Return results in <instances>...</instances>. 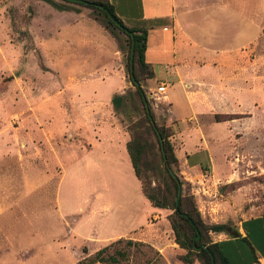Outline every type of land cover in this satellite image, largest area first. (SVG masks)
I'll use <instances>...</instances> for the list:
<instances>
[{
	"label": "rangeland",
	"instance_id": "rangeland-1",
	"mask_svg": "<svg viewBox=\"0 0 264 264\" xmlns=\"http://www.w3.org/2000/svg\"><path fill=\"white\" fill-rule=\"evenodd\" d=\"M55 1L65 10L47 0H0L1 123L6 121L10 128L6 137L17 141L21 137L26 138V132H30L28 104L32 95L41 94L43 90L50 93L51 99L41 102L37 111L40 115L50 116L48 128L55 133L56 163L53 186L49 184L31 197L25 196L28 193L20 186L23 173L19 169L21 160L17 151L20 143H14L10 153L0 154V181L11 184L7 193L18 198L0 217V264H76L82 259H86V264H107L90 262L97 251L106 246L109 248L105 256L125 253V256H120L121 264H201L197 259L193 263L182 260L187 250L176 242L170 222L171 215L176 217L175 212L171 208H156L145 197L127 148L121 147L120 152L114 155L122 158L119 164L107 160L108 154L104 153L102 145L95 154H91L98 160V165L84 160L77 162L82 150L72 148L80 144L81 139H73L70 133L74 130L67 118L70 114L78 115L79 111L71 106L69 93L62 91L61 95L58 94L59 87L68 82L65 69L59 65L60 73L52 72L54 63L61 64V59L58 62L54 60L59 49L68 44L48 37L62 33L64 26L75 19V15L82 16L90 26L88 29H92L90 34L93 37L99 39L102 29L104 35L115 40L119 62L130 81L128 37L111 25L106 15L97 8L64 0ZM257 4L261 5V0H257ZM262 12L263 24L260 23L259 11L256 25L247 27L248 36L252 39H247L245 44L241 42L244 46L238 42H214L209 55L201 49L198 54L199 58L209 63L224 56L221 50L232 49L231 63L245 59L247 65L256 56L257 66L263 71V92L254 95L248 90L242 97L247 103L246 114L241 115L246 131L234 128L235 132H229L221 125L215 133L211 131L209 117L183 122L184 131L181 134L178 125H174L179 133L176 131L172 141L181 163L179 175L184 180V194L194 196L207 224L227 223L237 228L244 219L264 214V1ZM103 38L101 45L88 41L76 46L84 58L92 56L100 60L110 56L112 50L110 43ZM249 42L252 44L249 45ZM88 64L86 69H89ZM93 76L99 77V74ZM112 82L115 87L119 84H116L117 78ZM145 84L157 123L166 124L171 112L161 102L162 93L149 89L156 85L153 81ZM129 93L123 113L117 115L126 129L129 122L139 119L142 108L132 82L123 92ZM260 97L261 114L257 120H251L249 111H254L256 106L250 100L256 98L259 101ZM211 118L217 121L215 115ZM21 126L22 134L16 132V127ZM235 126L238 129V125ZM256 128V134L250 132ZM24 151L29 152L30 149ZM58 159L65 166L59 187L62 169ZM149 177L153 186L163 182L159 173L150 172ZM20 195L23 197L19 201ZM141 226H146V232H142ZM108 232L129 233L136 239L126 237L109 243L99 242ZM214 235L217 237L216 232H211V236ZM225 236L228 237L227 234ZM128 239L136 243L128 244ZM258 239L255 234L246 240L232 239L223 244V251L231 264H245L253 255L252 246Z\"/></svg>",
	"mask_w": 264,
	"mask_h": 264
},
{
	"label": "crops",
	"instance_id": "crops-1",
	"mask_svg": "<svg viewBox=\"0 0 264 264\" xmlns=\"http://www.w3.org/2000/svg\"><path fill=\"white\" fill-rule=\"evenodd\" d=\"M110 1L126 24L144 27L149 31L146 60L153 64L155 77L145 83L153 81L156 85L149 89L155 92L165 84V90L160 91L162 93L160 99L171 112L166 120L168 126L178 125L180 133L177 132L181 134L184 131L182 129L183 122L209 117L212 121L211 131L215 133L221 125H224L229 132H233L234 128L242 132L246 131L245 121L241 115L246 114L247 103L242 97L248 90L254 95L263 92V71L257 66L256 56L247 65L245 59L238 63H231L232 49L221 50L224 56L222 55L218 61L209 63L207 60L199 58L198 54L201 49L206 55H209L214 42L220 44H231V42L242 44L241 42H243L245 44L248 42L247 39L251 40L252 36H248L247 27L256 25L259 11L260 23L263 24L264 0H261L262 8L260 4L258 6L257 0ZM68 23L67 26H64L62 33L58 32L59 34L49 36L48 39L53 37L55 42L68 44V46L64 45L63 49H59L57 58L54 60L58 62L61 59V64L54 63L52 72L55 71L54 73L59 74V65L65 69L68 82L63 87H59L58 94L61 95L62 91L69 93L71 106L76 108L77 112L79 111L78 115L70 114L67 118V122L74 130L73 133H70L73 139L82 140L72 149L82 150L80 153L82 156L77 159V162L84 160L96 166L98 160L91 154H95L102 145L104 153L108 154L107 160L112 164H119L122 158L114 155L120 152L121 147L127 148L131 136L115 114L112 98L117 93L122 94L131 82L128 81L126 71L119 62V50L111 36L104 35L103 30L100 29L101 37L99 39L93 37L90 34L92 29H88L90 26L86 24L88 22L79 15H75V19ZM103 37L110 43L112 50L110 56L102 57L100 60L92 56L84 58L76 46V44L88 41L95 45L96 43L101 45L104 41ZM249 43V45L252 44V42ZM242 45L241 49L244 48ZM217 51L220 52V50ZM245 53L243 54L244 58H246ZM88 63L90 66L89 69H86ZM93 74H99V77H94ZM114 78H117L116 84L119 82L120 86L116 85L115 87V83L112 82ZM145 83L144 87L148 88ZM43 89L41 88V90ZM50 99V93L44 92V90L41 94L32 95L28 104L31 113L29 117L30 132H26L28 133L26 138L21 137L17 141L6 137L10 128L6 125V121L1 123L0 119V124H3L0 126L2 128L0 129V154L10 153V148L18 142L21 145L17 151L21 160L19 169L21 173L23 172L20 186L24 187L28 193L25 196L33 197L40 193V190L45 186L48 187L49 184L53 186L54 183L56 163L53 138L55 133L48 128L50 116L40 115L37 111L41 102L46 103ZM250 101L256 108L252 112L249 111V118L257 120L261 114L262 97L259 98V101L256 98ZM216 114L238 116L229 120L215 121L211 117ZM235 125H238V129ZM16 129H18L16 132H20L22 126L16 127ZM250 132L256 134L258 131L256 128ZM20 133L22 134V132ZM24 149H30V151L26 152ZM58 160L62 169L58 182L59 187L65 166L61 159ZM133 171L135 173L134 167ZM9 187L11 184L0 181V217L10 210L13 201L18 200L16 195L7 193ZM21 197L23 196L20 195L19 201ZM15 198L16 200H14ZM57 202L59 207L58 199ZM148 220L151 222L150 219ZM141 228L143 232L146 226H141ZM237 229L245 240L253 234L259 237L258 241L253 243V255L246 262L257 257L258 261L255 263L264 264V214L244 219ZM216 233L217 237L213 236L215 242L224 244L234 239L228 234V237H223L226 234L224 232ZM105 236L99 242L109 243L117 239L132 237L129 233L119 232H108ZM132 238L136 239V237ZM84 240L86 239L84 238Z\"/></svg>",
	"mask_w": 264,
	"mask_h": 264
},
{
	"label": "trees",
	"instance_id": "trees-1",
	"mask_svg": "<svg viewBox=\"0 0 264 264\" xmlns=\"http://www.w3.org/2000/svg\"><path fill=\"white\" fill-rule=\"evenodd\" d=\"M47 1L61 10H65L55 0ZM64 1L99 9L106 15L111 25L128 37L129 79L136 89L142 108L139 119L127 124V130L131 136L127 148L135 174L141 181L145 196L154 207L160 209L171 208L175 212L176 217L171 215L170 222L175 233L176 242L181 248L187 250V253L182 255V260L186 263H193L197 259L201 264H231L223 251V242H215L212 239L211 232H224L234 239L245 238L241 237V233L237 228H233L227 223H205L194 196L184 194V180L179 175L181 163L172 141L177 128L157 123L151 100L145 91L144 82L155 77L153 64L146 60L148 29L128 26L117 14L110 0ZM130 94L117 93L113 96L112 105L116 115L123 113V108ZM215 117L217 121L234 118L231 114H216ZM150 172L159 173L163 178V182L153 186V182L150 181L149 177ZM179 195L180 201L177 205L176 199ZM127 243L135 244L136 242L128 239ZM108 248L109 246H106L97 251L90 262L121 264L120 256H125V253L118 252L119 254L105 256ZM257 261L258 258L255 257L250 262H245V264H252ZM76 264H86V259H82Z\"/></svg>",
	"mask_w": 264,
	"mask_h": 264
},
{
	"label": "built area",
	"instance_id": "built-area-1",
	"mask_svg": "<svg viewBox=\"0 0 264 264\" xmlns=\"http://www.w3.org/2000/svg\"><path fill=\"white\" fill-rule=\"evenodd\" d=\"M163 90H165V84H163L159 87V91H163ZM253 264H258V263H253Z\"/></svg>",
	"mask_w": 264,
	"mask_h": 264
},
{
	"label": "water",
	"instance_id": "water-1",
	"mask_svg": "<svg viewBox=\"0 0 264 264\" xmlns=\"http://www.w3.org/2000/svg\"><path fill=\"white\" fill-rule=\"evenodd\" d=\"M179 201H180V195L177 197V199H176V203H177V205L179 204Z\"/></svg>",
	"mask_w": 264,
	"mask_h": 264
}]
</instances>
